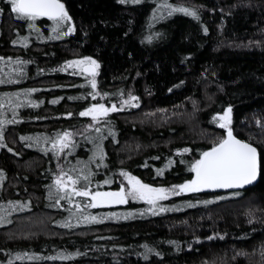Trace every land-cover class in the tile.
Masks as SVG:
<instances>
[{
  "label": "trees",
  "instance_id": "1",
  "mask_svg": "<svg viewBox=\"0 0 264 264\" xmlns=\"http://www.w3.org/2000/svg\"><path fill=\"white\" fill-rule=\"evenodd\" d=\"M63 3L75 31L57 39L51 20L37 18V32L11 11L9 0H0V79L6 81L0 84V114L17 121L4 125L0 142V207L10 213L0 224V264H264V0H167L196 8L199 20L184 13L153 19L158 0ZM83 56L100 62L96 90L90 76L65 64ZM31 88L38 91L26 100L21 89ZM128 92L139 97L131 106L96 120L79 115L93 103L116 102L119 108ZM229 104L234 133L261 153L259 182L235 191L239 195L180 192L161 200L167 211L154 214L134 211L146 210V201L87 207L90 198L74 197L83 205L78 209L66 199L63 207H53L48 198L58 163L66 172L87 164L95 172L93 190L101 191L127 184L121 168L154 186L192 179L190 162L226 134L213 117ZM64 131L73 134L71 146L56 153L51 140ZM21 136H39L40 145L29 147L35 139ZM97 145L107 154L103 163L93 155ZM185 147L192 151L177 153ZM109 178L111 184L99 183ZM17 200L30 206L14 211L7 202ZM130 211L128 219H104ZM80 214L97 219L77 224ZM145 243L161 255L149 252L145 259ZM75 252L81 254L59 259Z\"/></svg>",
  "mask_w": 264,
  "mask_h": 264
},
{
  "label": "snow or ice",
  "instance_id": "2",
  "mask_svg": "<svg viewBox=\"0 0 264 264\" xmlns=\"http://www.w3.org/2000/svg\"><path fill=\"white\" fill-rule=\"evenodd\" d=\"M121 4H139L141 0H118ZM11 11L17 15L19 18L26 19L28 21L29 28H35L39 32V27L34 23L37 18L46 17L53 22L52 31L56 33L55 38H59L61 35L67 36L70 33L75 31V25L69 24L72 21V17L69 15L63 0H9ZM163 9V11H161ZM0 11H3L0 9ZM153 19H165L166 17L172 16L174 13H184L190 17H193L197 20L200 19L199 11L193 7H187L180 4H171L167 3V0H164L163 4H158L153 10ZM159 15L157 16V13ZM166 13V15H165ZM67 25V31H62L64 26ZM204 31L207 32V27L204 28ZM159 36V33H156ZM51 38V37H48ZM149 41L152 39L151 36L146 37ZM20 41H27V37H21ZM20 41H13L17 43ZM251 44V42H250ZM5 58L0 57V60ZM11 60V57L7 58ZM19 63V59H17ZM65 64L68 67L79 69L80 74L90 75L88 83L91 85V88L96 90L98 87L97 75L98 69L100 68V62L94 59L92 56H83L77 59L67 60ZM62 71H67L68 69L61 68ZM21 73L23 69H20ZM40 71H43L41 69ZM139 75V73H137ZM6 83L5 80L0 79V84ZM38 91L35 88L31 89H21V92L25 93V99H28L27 94ZM171 91V89H169ZM4 97H9L10 95L19 96V93L2 94ZM91 95V93L89 94ZM95 95L100 96H109L107 92L101 93L99 91L95 92ZM118 95L123 97L125 93L120 90ZM139 97L132 95L131 92L127 93L126 99H121L119 101V108H117V103L113 102L111 106H106L103 103H93L89 107L82 110L80 116H90L93 120H96L99 117H106L109 113L119 111L127 106H131L133 102L138 101ZM12 103L11 100L7 101ZM34 106L38 105L39 102L30 101ZM52 103H57V100L54 99ZM5 104L4 99H0V108H3ZM18 104H13V108L18 107ZM165 111V110H161ZM15 115V112L13 113ZM67 116H71L72 113H66ZM218 118L220 127L226 130V134L219 137L217 140H214L212 146L206 150L200 152L198 159H194L190 162V169L194 173L192 179L185 180L181 184L171 185L169 187L164 186H154L153 184L145 183L140 177L135 176L132 172L121 168L119 169L120 175L127 181V184L121 183L118 188L115 190L101 191L97 187L96 190H93V177L95 172H93L87 164H85L79 171L75 168H72L71 171L66 172L63 167L58 163L57 168L60 169L59 172H53L54 177L53 184L47 186L48 188V198L54 200L55 204L53 207H63L60 203L62 199H66L70 204H75L79 209L83 205L74 199V197H85L90 198L87 207H94L97 205H120L127 204L129 200L133 201H146L149 207L145 209H138L141 214L147 211L148 213L154 214V209L159 208L160 212L167 211L165 206L159 204L161 200H164L168 195H177L180 192L190 193L196 192L201 189H229V188H242L245 185L251 184L255 181L258 175L261 174V153L258 150L257 146L250 142V140L241 139L235 133L233 129V106L229 104L222 111L217 112L213 117L214 120ZM16 120H7L4 119L2 114H0V142L3 141L4 134V125L9 123H16ZM257 123H260L257 121ZM89 128H92L93 125L89 124ZM97 132L100 131L99 128L96 129ZM72 132L64 131L62 133H57L56 137L51 140L52 150L56 153L63 152L66 148L71 146L72 141ZM21 139H35V145L29 144V147L39 146L40 137L27 138L21 136ZM45 140H48V137H44ZM98 151L94 152V157L99 156L100 162L103 163L106 152H104L101 145H97ZM46 151V149H42ZM13 151V149H9ZM177 153H187L191 152L192 149L185 147L176 150ZM18 155V153H17ZM77 163H80L77 161ZM97 168L100 167V163L96 165ZM158 173L162 174L161 169H157ZM3 178V169H0V179ZM113 181L109 179H104L99 182L104 185H109ZM232 195H239L237 192H233ZM219 200L222 197H215ZM191 203V202H187ZM197 203L207 204L209 201H197ZM7 204L11 206V209L14 211H20L22 208L29 207V204H23L21 201H8ZM175 207V206H173ZM71 212V209L69 210ZM0 224L7 223L8 220L6 217L10 214L5 212L2 207H0ZM133 212L128 213H116L109 212L106 213L104 219L116 218V219H128ZM255 217H253L254 219ZM71 219V216L68 218ZM97 217L94 215H79L76 223H91L96 221ZM252 221L249 220V223ZM65 227H72L70 223H65ZM216 234L213 233V236ZM213 236L207 237L211 240ZM196 240H199V237H195ZM169 244H176V241H168ZM145 252L141 253L145 259H148L149 252H155L157 256H160L161 253L158 252L155 248H150L147 243L143 245ZM191 247V245H189ZM261 256L264 257V245L260 249ZM81 253H60L59 259L65 260L69 259L72 256H78ZM19 256V254H17ZM40 258L29 256L28 259ZM56 257H53L55 259Z\"/></svg>",
  "mask_w": 264,
  "mask_h": 264
},
{
  "label": "water",
  "instance_id": "3",
  "mask_svg": "<svg viewBox=\"0 0 264 264\" xmlns=\"http://www.w3.org/2000/svg\"><path fill=\"white\" fill-rule=\"evenodd\" d=\"M46 18V17H45ZM88 75V74H85ZM90 76V75H88ZM260 180V175H258L257 179L255 181H253L251 184L249 185H245L242 188H229V189H202L204 192L206 193H210V194H217V193H225V192H235V191H244V190H248L254 186L257 185V183Z\"/></svg>",
  "mask_w": 264,
  "mask_h": 264
},
{
  "label": "rangeland",
  "instance_id": "4",
  "mask_svg": "<svg viewBox=\"0 0 264 264\" xmlns=\"http://www.w3.org/2000/svg\"><path fill=\"white\" fill-rule=\"evenodd\" d=\"M158 3L159 4H163L164 3V0H158ZM161 11H163V10H161ZM67 26V25H66ZM65 27V26H64ZM217 125L220 127V124H219V122H218V118H217ZM226 131V130H225Z\"/></svg>",
  "mask_w": 264,
  "mask_h": 264
}]
</instances>
